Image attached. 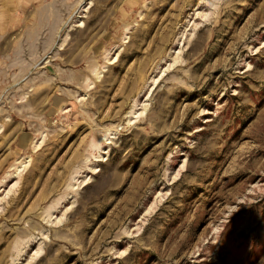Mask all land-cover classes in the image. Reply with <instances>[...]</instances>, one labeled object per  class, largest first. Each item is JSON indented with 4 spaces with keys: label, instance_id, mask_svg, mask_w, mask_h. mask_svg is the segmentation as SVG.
I'll return each mask as SVG.
<instances>
[{
    "label": "rangeland",
    "instance_id": "374dc122",
    "mask_svg": "<svg viewBox=\"0 0 264 264\" xmlns=\"http://www.w3.org/2000/svg\"><path fill=\"white\" fill-rule=\"evenodd\" d=\"M0 264H264V0H0Z\"/></svg>",
    "mask_w": 264,
    "mask_h": 264
},
{
    "label": "bare ground",
    "instance_id": "6f19581e",
    "mask_svg": "<svg viewBox=\"0 0 264 264\" xmlns=\"http://www.w3.org/2000/svg\"><path fill=\"white\" fill-rule=\"evenodd\" d=\"M109 142V141H108Z\"/></svg>",
    "mask_w": 264,
    "mask_h": 264
}]
</instances>
